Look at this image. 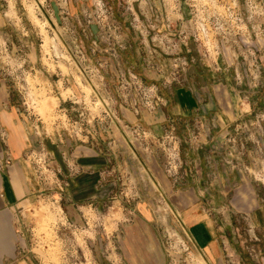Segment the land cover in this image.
<instances>
[{"label":"rangeland","instance_id":"1","mask_svg":"<svg viewBox=\"0 0 264 264\" xmlns=\"http://www.w3.org/2000/svg\"><path fill=\"white\" fill-rule=\"evenodd\" d=\"M194 49L209 77L197 92ZM182 89L198 104L190 117L171 107ZM0 99V121L15 115L26 137L34 203L22 217L42 264L89 262L92 229L126 222L149 165L174 191L195 188L219 264H264V0H0ZM7 135L0 125L10 162ZM90 163L114 192L81 205L77 232L63 206ZM148 204L169 264H206L188 231L200 216Z\"/></svg>","mask_w":264,"mask_h":264},{"label":"crops","instance_id":"2","mask_svg":"<svg viewBox=\"0 0 264 264\" xmlns=\"http://www.w3.org/2000/svg\"><path fill=\"white\" fill-rule=\"evenodd\" d=\"M192 54L196 57L195 49ZM196 59L195 64L189 68V80L197 92L207 88L209 77L207 69L204 67L205 64L197 57ZM184 96L188 98L185 99ZM172 98L171 107L180 109L183 114L187 113L189 117L198 106L195 98L183 89L179 90L178 95H174ZM2 99H0V109L7 103ZM227 105L225 102L226 107ZM4 114L1 117L0 125L5 127L7 136L10 137L8 149L10 162H6L7 160L4 159L2 150H0V264H42L39 257L31 253L33 248L27 243L25 233L30 224L25 223L28 221V217L25 219L24 216L22 217L24 210L34 203V184L29 178L30 169L28 165H24L22 158L26 137L16 116L11 113ZM229 119L232 118H226V120ZM88 165L91 169L87 171H91V175L76 180L75 190L71 193V195H75V198L71 199L67 196V203L63 206L65 212L61 218L67 223H72L75 229H78L77 232L80 231L79 229L85 228L86 216L81 205L89 200L99 203L103 198L102 192L106 197H110L114 192V187L109 185L99 188L98 174L103 165L99 163ZM187 168V171H193L192 165ZM146 169L149 172V181L145 180V186L142 184L143 181L135 176L137 191L142 200H137L136 206L130 212L121 214L122 218H119L122 221L125 219L126 222H120V224L109 221L108 224H103L104 227H100L97 222L98 227L92 229L91 232L94 236H100V238L90 240L89 247L87 246L93 260L92 264H169V254L153 222L155 217L148 204L150 196L154 195L161 196L163 199L165 197L166 204L171 207V215L176 212L181 216V213L188 209V215L184 219H192L191 214L194 215L193 217L200 216L198 221L194 219L196 223L191 225L195 227L194 230H188L193 239V247L206 257V264L222 262L221 257L218 256L220 251L216 244L214 230L205 219L206 216L198 208H193V205L199 201V197L194 191L195 188H193V195L186 197L181 191H174L169 180L161 177L156 167L149 165ZM192 187H197V185ZM100 190L102 191L100 192ZM68 203L70 205H67ZM30 241L33 243V240L30 239Z\"/></svg>","mask_w":264,"mask_h":264},{"label":"built area","instance_id":"3","mask_svg":"<svg viewBox=\"0 0 264 264\" xmlns=\"http://www.w3.org/2000/svg\"><path fill=\"white\" fill-rule=\"evenodd\" d=\"M86 225H88V223L86 222ZM74 229H75V227H74ZM75 230H78V229H75ZM81 252V251H80ZM67 259V258H66ZM78 259H82L81 260V262L80 261H78ZM76 260L77 261H74V263L73 262H70L68 259L65 261V263L64 264H92L93 263V260H92V258L90 257V260H89V262H88V260L86 261V258H85V256H84V254L81 252V254L79 255V256H77L76 255ZM88 262V263H87Z\"/></svg>","mask_w":264,"mask_h":264}]
</instances>
